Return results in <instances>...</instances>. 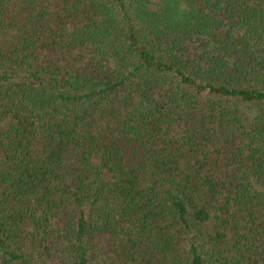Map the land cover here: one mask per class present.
I'll list each match as a JSON object with an SVG mask.
<instances>
[{
  "label": "trees",
  "instance_id": "obj_1",
  "mask_svg": "<svg viewBox=\"0 0 264 264\" xmlns=\"http://www.w3.org/2000/svg\"><path fill=\"white\" fill-rule=\"evenodd\" d=\"M253 184L264 0H0V264H264Z\"/></svg>",
  "mask_w": 264,
  "mask_h": 264
},
{
  "label": "rangeland",
  "instance_id": "obj_2",
  "mask_svg": "<svg viewBox=\"0 0 264 264\" xmlns=\"http://www.w3.org/2000/svg\"><path fill=\"white\" fill-rule=\"evenodd\" d=\"M92 161L94 164L98 165V159L94 158ZM193 164H194L193 155H185L184 154V155L179 156V158H177V164H176L178 167L177 173H175L176 179L183 181L186 176L195 177L194 175L191 174L192 173L191 167L193 166ZM102 171H103L104 179H109L110 175L105 170H102ZM252 186L255 190L261 191L262 193H264V189L260 188L258 185L253 184ZM207 230H208V233H212V227H211L210 223L208 225ZM217 247H218V250L225 257L230 256L227 248L224 245H217Z\"/></svg>",
  "mask_w": 264,
  "mask_h": 264
}]
</instances>
